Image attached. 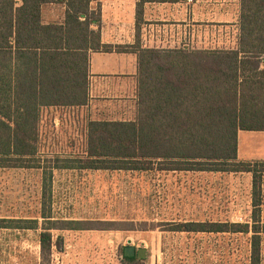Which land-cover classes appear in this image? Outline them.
Returning a JSON list of instances; mask_svg holds the SVG:
<instances>
[{"label": "trees", "instance_id": "trees-1", "mask_svg": "<svg viewBox=\"0 0 264 264\" xmlns=\"http://www.w3.org/2000/svg\"><path fill=\"white\" fill-rule=\"evenodd\" d=\"M61 1L0 0V169H39L44 175L43 224L0 219V230L42 229L43 264L54 243L62 247L52 230H134L131 224L56 219L55 171L248 173L250 222H189L171 231L249 236V264H264V161H238L239 133L264 132V0H242L235 49H135L136 119L90 122L84 156L57 158L47 167L39 157L42 110L86 106L88 52L111 50L90 31L101 19L100 10L89 12L90 0H64L65 23L44 25L42 7ZM123 255L125 261L137 260Z\"/></svg>", "mask_w": 264, "mask_h": 264}, {"label": "rangeland", "instance_id": "rangeland-1", "mask_svg": "<svg viewBox=\"0 0 264 264\" xmlns=\"http://www.w3.org/2000/svg\"><path fill=\"white\" fill-rule=\"evenodd\" d=\"M86 115L68 109L43 115L39 157L45 166H55L57 158L83 157ZM239 151L242 158L264 159V135L242 133ZM252 181L247 173L55 171L51 205L56 219L135 228L52 230L62 247L54 243L45 264H249V236L171 230L189 222H250ZM43 187L42 170L0 169V219L42 225ZM262 210L264 220V180ZM41 232L0 230V264H43ZM128 246L146 249L147 258L125 261Z\"/></svg>", "mask_w": 264, "mask_h": 264}, {"label": "crops", "instance_id": "crops-1", "mask_svg": "<svg viewBox=\"0 0 264 264\" xmlns=\"http://www.w3.org/2000/svg\"><path fill=\"white\" fill-rule=\"evenodd\" d=\"M99 10L101 19L90 25V31L100 34L101 43L111 50L88 52L87 105L44 108L42 118L45 113L59 114L68 109L86 113L88 125L92 121H134L138 103L135 49H235L241 35L242 0H90L89 12L96 14ZM41 12L44 25H63L67 6L62 0L44 5ZM80 20L85 22L84 17ZM242 133L264 135V132L241 131L239 139ZM238 161L264 159L242 158L238 145ZM135 257L138 258L137 254Z\"/></svg>", "mask_w": 264, "mask_h": 264}, {"label": "water", "instance_id": "water-1", "mask_svg": "<svg viewBox=\"0 0 264 264\" xmlns=\"http://www.w3.org/2000/svg\"><path fill=\"white\" fill-rule=\"evenodd\" d=\"M124 254L126 257H135L137 254L138 258L145 259L147 256V250L146 249H136L135 247L128 246L124 250Z\"/></svg>", "mask_w": 264, "mask_h": 264}]
</instances>
